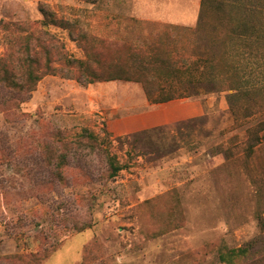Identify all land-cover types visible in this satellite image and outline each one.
Wrapping results in <instances>:
<instances>
[{
	"label": "rangeland",
	"instance_id": "1",
	"mask_svg": "<svg viewBox=\"0 0 264 264\" xmlns=\"http://www.w3.org/2000/svg\"><path fill=\"white\" fill-rule=\"evenodd\" d=\"M200 4L0 0V21L38 23L70 57L85 59L68 29L45 26L41 5L79 34L142 45L165 26L195 27ZM8 37L0 29V57ZM11 111L0 112V264H224L222 250L250 242L256 259L264 255L257 220L264 213V141L249 157L243 150L246 129L261 117L236 123L227 92L152 104L138 83L82 86L45 75L31 99ZM84 127L109 137L111 153L130 166L114 178L102 164L88 167L106 179L86 183L75 180L73 164L62 184L37 155L24 153L37 152L57 128ZM80 217L92 218V227L67 231ZM57 239L58 248L43 256Z\"/></svg>",
	"mask_w": 264,
	"mask_h": 264
},
{
	"label": "trees",
	"instance_id": "2",
	"mask_svg": "<svg viewBox=\"0 0 264 264\" xmlns=\"http://www.w3.org/2000/svg\"><path fill=\"white\" fill-rule=\"evenodd\" d=\"M84 1L93 4L98 0ZM40 11L45 26L55 24L69 30L86 58L70 57L63 43L38 23L0 21V29L9 33L7 52L0 57V112L12 115V109L31 99L45 75L76 80L82 86L112 81L138 83L152 104L202 92H227L236 123L261 117L246 129L244 153L249 157L263 144L264 0H201L195 27L165 26L142 45L90 36L84 31L79 34L77 25L56 19L46 5H41ZM108 144L109 137L102 138L87 127L57 128L52 140L45 141L37 152L29 149L24 153L37 155L39 166L50 171L54 182L67 183L74 164L79 170L75 180L91 183L106 177L88 172V167L102 164L108 178H114L130 166L129 161L121 162L112 154ZM224 154L232 157V149H224ZM79 219L68 225L67 231L80 233L92 227V218ZM257 220L260 232H264L263 212L257 214ZM60 242L57 239L43 256L52 254ZM89 249L86 246V251ZM253 249L251 242L227 247L219 259L224 264H264V255L256 259Z\"/></svg>",
	"mask_w": 264,
	"mask_h": 264
}]
</instances>
